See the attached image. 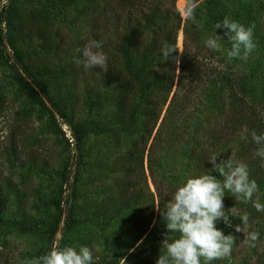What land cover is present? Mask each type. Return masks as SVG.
Masks as SVG:
<instances>
[{
	"label": "rangeland",
	"instance_id": "rangeland-1",
	"mask_svg": "<svg viewBox=\"0 0 264 264\" xmlns=\"http://www.w3.org/2000/svg\"><path fill=\"white\" fill-rule=\"evenodd\" d=\"M3 1L0 0V7L6 3ZM105 2L10 0V20L6 24L0 18L1 29L6 34L0 45V264H24L47 254L53 246L61 249L72 246L77 250L87 246L93 252V264H156L161 255L162 241L167 234L166 221L163 218L158 223L155 221L158 204L145 156L141 171L138 164L126 160L129 141L119 143L121 135L93 132L104 129L112 118L113 108L108 104L112 91L93 80L91 68L85 70L83 64L76 63L83 59L80 50L91 40L103 41L100 50L111 66L120 67L124 61L121 56L114 59L109 52V45L120 38L122 27L115 28L111 18L109 29L103 32V15L95 18ZM202 2L205 0L189 7L185 0L174 3L181 18L180 27L187 26L191 34L188 45L194 50L195 59L202 60L204 68L199 67L198 77L191 75L182 83L191 92L189 111L194 104L197 106V132L192 137L184 136L176 156L156 152L151 159L156 160L153 171L161 187L168 191L163 210L187 179L204 174L216 176L209 168L213 164L206 165V159L200 156L204 150V156L217 155L218 164L231 158L234 163L247 164L249 171L261 164L258 156L246 148L244 130L225 134L227 125L235 122H229L231 116L224 98L214 103L208 89L212 85L220 86L219 76L232 77L237 73L238 82L247 94L243 101L248 104L246 108L239 104L240 113L235 116L243 112L252 121L255 116L248 111H252V105L262 103L264 109V0ZM119 5L118 15L122 22H127L126 12L132 8L126 6L121 11L122 4ZM225 17L245 27L255 24L253 38L257 48L246 62L229 61L227 57L231 48L226 34L229 30L215 27ZM96 20L99 26H95ZM34 28L37 34H32ZM181 29L176 37L179 53L184 44ZM214 33L223 39L220 42L223 52L205 46L204 41ZM14 57L23 65L31 66L34 76L45 81L47 92L62 116L49 109L51 115L28 97L10 65ZM81 130L86 134L78 135ZM72 135L79 144L76 164ZM117 138L121 139L117 141ZM127 169L130 177L123 179ZM262 169L251 179L259 187L253 200L264 204ZM67 171H71L72 183L71 194L68 193L71 211L68 218L57 207V202L67 195L63 179ZM216 177L224 179L220 174ZM121 181L133 189L143 190L145 197L138 201L130 199L120 192L117 183ZM224 206L228 210L235 207L240 215L248 214L249 231L258 232V224L264 234V220H261L264 212L256 213L251 202L237 201L226 193ZM253 213H256L254 220ZM229 220L231 226L221 219L216 227L236 240L231 264H264V239L257 242V247H249L242 243L245 234L235 231L237 222ZM212 264H229V261L216 260Z\"/></svg>",
	"mask_w": 264,
	"mask_h": 264
},
{
	"label": "trees",
	"instance_id": "trees-1",
	"mask_svg": "<svg viewBox=\"0 0 264 264\" xmlns=\"http://www.w3.org/2000/svg\"><path fill=\"white\" fill-rule=\"evenodd\" d=\"M5 1L6 3L0 7V18L3 19V23L6 22L7 24L11 15L10 0H4L3 2ZM198 1L200 0H185L187 7ZM207 1L205 0L202 3ZM119 3L122 4L121 11L126 6L129 9L132 8V10L126 12L127 22L125 20L122 22L118 15L120 13ZM174 3L175 0H106L95 17L103 15V32L109 29L108 21L111 18L114 19L115 28H118L119 25L122 27L120 38L118 37L117 42L109 45V50L111 49L109 52H111V56L114 59L117 60V57L121 56L124 61L120 67L111 66L107 63L104 69L93 68L92 70L91 68V73L94 76L93 80L103 85V87L110 88L112 91L108 104L113 108L110 122L107 121L104 129H95L93 132L115 133L122 136V139L117 138V141L121 139L119 143L122 140L129 141L130 148L127 151L126 160L138 164L141 167V171L145 156L146 167L149 169L148 175L153 184L154 195L157 198L158 208L160 209V211L157 210L156 223L163 218L161 212L164 209L165 197L168 195V191L161 187L160 179H157L153 171V164L155 166L156 160L151 159L155 157L156 152L169 157L176 156L181 151L184 136L192 137L197 132L196 126L198 122L196 116L198 113L195 112L197 106L193 103L194 107L189 111L187 106L191 101L189 98L191 97V92L186 91L182 83L186 79H190L191 75L198 77L199 73H201V71H198L199 67L201 69L204 68L202 60L195 59L194 50L188 45V42L192 41L190 39L191 34L187 30V26L180 27L181 18L175 10ZM3 23L0 22V45L6 38V34L1 29ZM99 25V20H96L95 26ZM180 29L184 39L183 50L179 53L177 49L171 54V59L164 61L161 49L165 44L176 47V37ZM33 33L37 34V29L34 28ZM195 40L194 46L196 47ZM177 60L179 63L176 62ZM198 62L202 66H199ZM10 65L32 101L36 102L43 110L49 111L51 115L52 112L49 109H52L58 116H62L60 108L51 100L47 92L45 81H41L34 76L31 72V66L23 65L18 57H14V61ZM154 69H158V71L154 72ZM19 70H22V73H19ZM208 71L210 73L209 69ZM231 76L229 74L224 75L227 78L219 76L220 86L212 85L213 87L208 89V95L211 96L214 103L221 102L224 98L228 108L227 112L231 116L229 122H235L234 125H227L229 129L225 131V134L244 130L247 137L246 148L255 153L258 146L252 140L251 134L253 131L258 135L264 134V122L260 120L264 119L263 104L252 105V111L248 110L251 115L256 117L253 116L254 120L252 121L247 120L243 112L236 117L235 113H240L237 111V106L242 104L246 108L248 102L243 101L247 94H245V88L238 82L240 78L237 73ZM209 77L211 78V76ZM96 99H100V97L96 96ZM77 134L85 135L86 133L81 130ZM72 137L76 153V157L73 160L74 164H76L79 144L75 141V136L72 135ZM204 151L200 153V156L206 159L205 164L209 166L212 164L209 159L214 154H206L204 156L206 152ZM258 158L261 162L262 158ZM213 167L209 166L210 170H213ZM259 171H263L261 164L249 171L250 179L256 176L255 174ZM124 174L123 179L130 177L128 169ZM215 174L216 176L219 175L216 172ZM70 175L71 171L63 173L65 181L64 192L67 195L57 202V207L60 211H65L67 218L71 214L70 209H68V193L71 194L72 189ZM117 185L120 187V192L124 195L126 194V196L129 195L130 199L134 201L145 197L143 190L133 189L131 185H124L122 181L117 183ZM148 193V196H153L149 191ZM225 211L228 214L230 213L227 208H225ZM256 213L260 212L257 211ZM256 213H253V220L256 218ZM231 217L229 214V219L237 222V225L242 224L240 218L232 219ZM261 220H264L263 215ZM256 225L259 229V240L263 241L264 234L260 226Z\"/></svg>",
	"mask_w": 264,
	"mask_h": 264
},
{
	"label": "clouds",
	"instance_id": "clouds-1",
	"mask_svg": "<svg viewBox=\"0 0 264 264\" xmlns=\"http://www.w3.org/2000/svg\"><path fill=\"white\" fill-rule=\"evenodd\" d=\"M189 15L191 16V12ZM215 27L229 30L226 33L231 44L230 50L227 51L229 61L240 59L246 62L257 48L253 38L254 23L245 27L225 17L222 23H217ZM221 41H223L222 37L214 33L204 43L212 51L223 52ZM102 46L103 41H89L80 50L83 59L77 60L76 63L83 64L85 70L106 68L107 56L100 50ZM176 50L175 46L165 44L161 49L164 61L171 59V54ZM176 62L179 63L178 60ZM251 136L258 146L255 156L262 158L261 167H264V134L258 135L253 131ZM209 162L213 164L214 172H218L224 179H217L213 174H204L189 178L178 187L165 210L161 212L166 221L167 234L162 241L161 255L156 264H212L213 261L224 259L231 264L236 240L232 235H225L216 227L221 219L231 226L229 214L226 213L224 206L226 193L232 194L237 201L251 202L258 212H264V204L258 199L253 200L259 187L254 179H250L247 164L234 163L231 158L218 164L217 155H212ZM157 210L160 211L158 207ZM229 212L242 221V224L235 226L236 232L245 234L242 243L252 248L257 247L259 233L249 231L248 214H238L235 207ZM171 234L178 236L174 237ZM24 264H93V252L87 246H81L78 250L72 246L63 249L53 246L47 254L27 260Z\"/></svg>",
	"mask_w": 264,
	"mask_h": 264
}]
</instances>
